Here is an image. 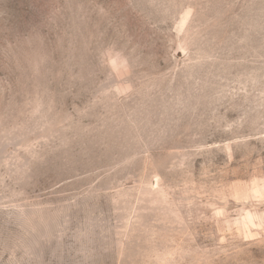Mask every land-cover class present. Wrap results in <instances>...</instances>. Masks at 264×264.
<instances>
[{
	"label": "rangeland",
	"instance_id": "rangeland-1",
	"mask_svg": "<svg viewBox=\"0 0 264 264\" xmlns=\"http://www.w3.org/2000/svg\"><path fill=\"white\" fill-rule=\"evenodd\" d=\"M0 264H264V0H0Z\"/></svg>",
	"mask_w": 264,
	"mask_h": 264
}]
</instances>
